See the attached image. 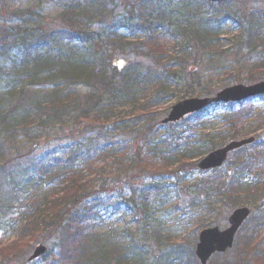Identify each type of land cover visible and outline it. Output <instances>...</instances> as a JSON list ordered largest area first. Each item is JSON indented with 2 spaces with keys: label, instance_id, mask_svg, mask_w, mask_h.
<instances>
[{
  "label": "trees",
  "instance_id": "16d2710c",
  "mask_svg": "<svg viewBox=\"0 0 264 264\" xmlns=\"http://www.w3.org/2000/svg\"><path fill=\"white\" fill-rule=\"evenodd\" d=\"M105 1L101 0L100 6L105 5ZM118 1L122 2V0ZM136 2L135 5L130 4L125 8L129 14L128 19L114 21L107 29L99 25L96 31L87 32L84 28L79 29V33L69 30L45 33V29L41 28L39 23L43 17L34 11L19 12L21 16L13 13V16L22 20L24 26H18L13 31L10 28H0V60L12 61L15 75L20 78L21 83L25 78L34 83L44 76L46 87L47 85L51 87L49 92L44 91L42 96L37 98V102H31L30 108L20 103L9 111L4 110L1 113L0 109V134L8 128L12 133H16L19 125L23 127L28 125V128L34 125L42 127V124L56 128L63 127L67 126L68 120L72 122L71 136L77 137L91 126L98 129L112 118L115 119L116 112L127 106L139 109L141 111L139 117L144 115L151 119L148 127L150 137L146 136L143 140L145 146L140 149L144 151L141 156L130 157L125 153L120 156L112 149L106 154H103L102 150H97L95 154H83L81 144L70 137L72 140L64 144L60 151L57 148L53 149L36 162L32 161L33 174L29 175L28 180L37 179L42 183L40 185L42 188L43 184L53 183V189L45 193L42 198H36L25 206L26 211L19 216L21 217L19 222L22 223L20 231L22 236L27 233L25 237L35 234V238H38L46 233L57 236L55 244L61 257L56 258V261L59 264H199L194 251L197 239L187 244L170 242L166 243V246L161 241H155L161 244L163 252L153 256L150 252L156 250L155 245L150 243L148 247L150 240L138 237L139 235L130 228L115 227L101 233L96 231V226L104 218L111 219L116 215L122 217L131 214L132 219L136 218L135 209L143 207L148 210L149 204L153 203L160 191L162 193L164 191L165 194L168 189L162 182L165 178V183H168L170 179L186 178L196 171L199 172L196 170L197 162L210 152L224 147L228 141L248 138L258 132L255 129L238 130L241 116L234 113L235 108L240 105L248 106L251 103L249 101L240 105H216L227 110L225 120L231 127L227 136L213 137L202 134L203 129L199 128L205 127L203 115L210 108L182 123L162 126V133L159 136L158 131L152 133L151 115L154 114L152 109L166 101L167 96L172 92V86H178L176 76L168 70L179 59L171 55L160 44L159 39L173 37L175 41L173 51L179 54L178 50H180L186 60L189 52L194 53L196 58L200 56L198 60L200 62L206 59L205 54L212 57L211 54L218 51L221 31L233 17L228 15L227 10H222L227 2L216 5L203 0ZM97 5L98 0H63L64 16L68 20L76 19L77 24L86 27L84 16L91 15L90 18H94L93 22L105 18L102 11L95 13L98 10ZM230 13L232 14L231 11ZM29 14L31 19L35 17L32 21L33 25L30 23L25 26L24 19L27 21ZM233 23L239 25L238 30L247 37L251 50H256L259 48L258 45L264 44V12L241 10V19H238L235 13ZM128 29L137 31L135 35L137 41L143 42L142 48L153 59L155 58L158 64L164 65V70L153 75L151 71L142 74L138 70V65L133 64L124 69V66L119 64L106 62L103 51L108 50V44L115 43L122 37L119 36L121 30ZM180 40H182L181 45ZM20 48H23L24 52L21 61L18 60ZM180 66L185 69L183 65ZM240 77L241 75L236 76L232 82L240 80ZM263 78L264 61H260L250 67L247 80ZM182 81L185 96L203 97L214 93L210 86H202L203 83L194 74L193 68L180 82ZM82 88L89 89L90 96L80 98L78 90ZM149 93L152 95L146 97V106L141 107L137 103V96ZM263 99L264 96L260 97V100ZM252 110L250 106L249 114H252ZM10 120H13V124ZM5 147L7 144H4V147L0 145V154L4 152ZM256 148L257 145H254L252 150L248 149V152H245L247 147L235 152L239 153V157L236 164L230 167L233 171L232 175L224 183L219 182L221 179L219 173L223 172V168L212 171L211 180L205 173L199 172L202 178L198 186L200 184L204 186L202 194L218 196V202L214 205L205 203L201 207L203 213L199 210L202 213V218L197 221L200 231L211 227L201 226L205 217L203 214H213L212 216L216 217L215 207L223 206L226 200L234 207L244 205L243 201L246 199L263 204L255 210L259 214L257 222L253 224V231L246 233L250 236L248 241L243 243L242 239L245 238L242 237L240 244H238L239 238L236 242L237 259L234 261L224 255L216 254L211 264L222 258L224 260L221 264H249L246 261L250 262L260 257L258 250L262 249H259V234L264 225V210H262L264 181L260 179V175L262 171L264 172V155L259 154ZM101 154L114 159L113 162L121 166L146 172L151 181L138 195H135V192L129 193L130 197L127 200H122L121 193L116 199H111L106 193L109 183L102 175L105 174L108 162L105 164V158ZM90 155H99V157L92 163L87 161ZM143 160H147L146 166L142 165ZM98 163H101V166ZM97 175L101 182L98 186H96ZM255 184L261 189L254 186ZM200 200L204 201L205 198L201 197ZM197 204L198 198L193 201L191 207L195 209ZM2 208L5 211L10 207H3L2 204ZM182 217L188 216L184 214ZM190 220L184 224H189ZM149 230L153 234L152 229ZM150 231L145 235L148 236ZM154 238L164 240V237L159 238L158 232L155 233ZM168 240L166 238L164 241ZM248 252L249 256H247ZM252 254L254 258H250Z\"/></svg>",
  "mask_w": 264,
  "mask_h": 264
},
{
  "label": "rangeland",
  "instance_id": "374dc122",
  "mask_svg": "<svg viewBox=\"0 0 264 264\" xmlns=\"http://www.w3.org/2000/svg\"><path fill=\"white\" fill-rule=\"evenodd\" d=\"M136 1L144 2V0H122V2L118 0H106V4L100 6L101 0H98V10L95 13L98 14L102 11L105 18L93 22L94 18L91 19V15L84 16L87 23L85 27V25L77 24L76 19L70 18L68 20L64 16L63 0H0V28H10L13 31L16 27L23 25L22 20L15 17V15L13 16V13H17L18 16H21L19 12L34 11V13H40L42 15L43 18L39 23H41V28L45 29V33L60 30H69L79 33V29L84 28H86L87 32L89 30L96 31L99 25H101L103 29H107L114 21L128 19L129 14L125 8L130 4L135 5L137 3ZM222 10H227L228 15L233 18H230L228 25L222 29L220 47L217 52L211 54L213 55L212 57L205 54L206 59L198 62L200 56L196 58L194 53L189 52L187 54L188 60H186L184 55L180 53V50H178L179 54L176 53L175 50L173 51L175 45L173 37L167 36L165 39H159L160 44H162L176 59H179L178 62L174 63L172 68L168 70V72L176 76L178 86H172V92L167 96L166 101L159 106H154L155 108L152 109L154 113L151 115L153 118L152 133L158 131V136L161 135V121L168 116L171 108L184 99L191 98L185 96L184 82L180 81L192 68L194 69V74L201 79L203 83L202 86H210V89H213L211 90L214 91L213 96L230 86L240 84L249 86L264 81V78L261 80H254L255 82L247 80L250 67L255 63L264 61V50H262L264 44L258 45L259 48L256 50H251L247 42V37L238 30L239 25L233 23L235 13L238 19H241V10L264 12V0H228L227 5L223 7ZM89 12L94 15V12L90 9ZM30 16L29 14L27 21L24 19V22H26L25 26L30 23L32 24V21H34L35 17L31 19ZM135 35H137L135 29H128L127 31L121 30L119 36L122 37L115 43L108 44V50L105 49V51H103L105 53L106 62L108 64H119L120 66H124V69L135 64L139 66L138 70L142 74L151 71L153 75L154 73L164 70L165 66L158 64L155 58L154 60L146 53L141 46L143 42H138L137 36ZM181 42L182 40L179 41L180 45L182 44ZM18 51V60L21 61L24 55L23 48L18 49ZM180 64L183 65L185 69L181 68ZM0 65L2 69L0 71L1 113L4 112V110L9 111V109L13 108L15 105L19 106L20 103H24L27 108H30L32 107L31 102H37V98H40L44 91L49 92L51 90L49 85L46 87L44 76H41L40 79L34 83H31L26 78L21 83L20 78L15 75L12 61H8V59L6 61L0 60ZM20 65H22V63H20ZM238 75H241L240 80L237 79L236 82H232ZM78 92L80 98L87 95L90 96V90L87 88H82L78 90ZM148 95L152 94L149 93L137 96V103H139L141 107L146 106V97H150ZM250 106L253 109L252 114H249ZM140 113L141 111L139 109H133L132 106L124 107L116 112L115 119L112 118L98 129L91 126V128H88L86 131H82L81 135H77V137L71 136L72 122L68 120L67 126L63 127L59 126L56 128L52 125L42 124V127L34 125L32 128H28V125L24 124L26 127L19 125L16 133H12L8 128V130L0 134V145L4 147V144H7L4 152L0 154V264H59V262L56 261V258L60 259L61 257L55 244V240L58 239L57 236L46 233L38 238H35V234L33 236L30 235L31 237H25L27 233L22 236L20 231L22 223L19 222L21 219L19 216L26 211L25 206L29 205L31 201L36 198H42L45 193L53 189V183L51 185L43 184L42 188L40 186L42 183H39L37 179L34 181L28 180L29 175L32 176L33 174L32 161L36 162V160L41 158L46 152L53 149L57 148L60 151L62 149L61 147L72 139H75L77 143L81 144V152H83V154H95L97 150H102L104 152L103 154H106L112 149V151H115L120 156L123 153L129 154L130 157L141 156L144 151L140 149H143L145 146L143 140L146 136L147 138L150 137L148 127L151 123V119L144 115L139 117ZM225 113H227V110L225 111L224 108H218V106L210 107L209 111L203 115L205 116L203 120V125H205V127L199 128L203 129L201 131L203 132L202 134L211 135L213 137L214 135L227 136L231 127L225 120ZM234 113L241 116L238 130L243 129L245 131H250L251 129H255L258 131L252 136L256 138L257 152L264 155V100L252 101L248 106H237ZM236 119L239 120V118ZM10 123L13 124V120H10ZM229 142L231 141H228L225 145ZM248 149L252 150V147H247L245 152H248ZM103 154H101L102 157L104 156ZM98 157L99 155H90L87 161L94 163L95 159L97 160ZM238 157L239 153H233L230 156L227 164L223 167V172L219 173L221 176L220 183H224V181L228 180L232 175L233 171L230 170V167H232L234 163L236 164ZM104 158L105 164L107 162L108 164L105 174L102 175L109 183L106 193L111 199H116L121 193V197H123L122 200H127L130 197L129 193L133 194L135 192L134 194L138 195L143 187L151 181L144 171L141 172V170L129 169L128 167L121 166L114 163V159H110L107 156H104ZM101 163H98V165L101 166ZM141 163L143 166H146L147 160H143ZM196 168V170L199 171L198 167ZM199 172L196 171L186 178L180 177L170 179L168 183H165V178L162 182L168 189L165 191V194L164 191L163 193L161 191L158 193L153 203L149 204L148 210L143 209V207L135 209L137 210V214L136 218L133 219L131 214L122 217L116 215L111 219L104 218L96 226V231L104 233L115 227L119 229L130 228V230L139 235L138 237L150 240L148 242V247L150 243H152L151 245H155L154 248H156V250L150 252L153 256L163 252L161 244H157L155 241H161L164 243V246L167 245L166 243L170 242L187 244L189 241H194V239H197L200 232L197 221L202 218L203 210H201V207L205 203H212L214 205L215 202H218L217 195L214 196L212 194L208 196L206 193L202 194L204 193L202 192L204 186L201 184L198 186L202 178ZM205 174L207 178L210 180L212 179V172H207ZM96 178V186H98L101 184L99 175H97ZM260 179L264 181L263 171L260 175ZM121 184L123 185L117 189L116 187ZM262 184L263 183H261L260 186H262ZM254 186L261 189L259 185L255 184ZM201 197H204L205 200H200ZM197 198L198 204L194 209L191 205ZM26 199L29 200L26 201ZM243 203L244 205L234 207L226 200V204L223 206L217 205L215 207V209H217L216 217L212 216L213 214H203L205 217H203L201 226L218 227L224 230L228 226V218L236 208L243 206L250 207L253 210V215L243 226L236 240V242H238L239 238L238 244H240V238L243 237L245 239H242V241L245 243L250 237L247 234L253 231V224L257 222L259 213H256L255 210L263 204L247 199L244 200ZM2 204L3 207L9 206L10 208L4 211L3 208L1 209ZM199 210L202 213L199 212ZM262 210H264V208H262ZM144 211L146 214H144ZM184 214H187L188 217H182ZM189 220V224H184ZM149 229H152L153 234H151ZM148 231L150 232L148 236H146L145 234ZM157 232L159 238L164 237V240L166 238L169 240L166 242L163 239L159 240L154 238ZM259 241V249H262L258 250L260 257L250 262L246 261L249 264H264V225L262 226L261 234H259ZM39 244L47 246L49 249L48 253L41 258L39 257L38 260L31 262L29 259L33 257L34 251ZM237 248L238 245L235 243L234 248L224 256L235 261L238 253ZM247 256H249V252ZM250 258H254L253 254ZM223 260L224 258L221 260L218 259L213 264H221ZM209 264H211V261Z\"/></svg>",
  "mask_w": 264,
  "mask_h": 264
},
{
  "label": "water",
  "instance_id": "95a60500",
  "mask_svg": "<svg viewBox=\"0 0 264 264\" xmlns=\"http://www.w3.org/2000/svg\"><path fill=\"white\" fill-rule=\"evenodd\" d=\"M212 3L225 2L226 0H205ZM264 94V82L253 85L244 86L238 85L229 87L218 93L215 97L204 99H188L175 105L164 123H175L182 120L184 117L203 110L204 108L218 103L241 102L243 100L253 98ZM254 139L242 140L233 142L227 147L217 150L205 159L199 166L202 171H209L221 167L227 160L228 155L242 148L243 146L252 144ZM251 211L248 208H241L234 211L229 218V227L225 230L219 228H211L201 232L199 243L196 248V256L201 264H207L210 258L216 253H225L233 247L235 237L242 227L243 223L250 216ZM46 252L45 247H39L33 258H38Z\"/></svg>",
  "mask_w": 264,
  "mask_h": 264
}]
</instances>
